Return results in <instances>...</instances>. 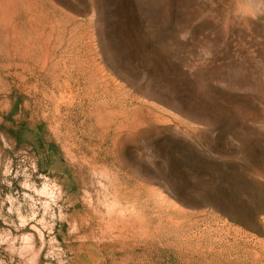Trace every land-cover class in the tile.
<instances>
[{
    "label": "rangeland",
    "instance_id": "rangeland-1",
    "mask_svg": "<svg viewBox=\"0 0 264 264\" xmlns=\"http://www.w3.org/2000/svg\"><path fill=\"white\" fill-rule=\"evenodd\" d=\"M0 264H264V0H0Z\"/></svg>",
    "mask_w": 264,
    "mask_h": 264
}]
</instances>
